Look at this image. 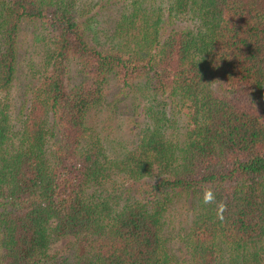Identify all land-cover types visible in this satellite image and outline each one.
Listing matches in <instances>:
<instances>
[{
    "label": "trees",
    "instance_id": "obj_1",
    "mask_svg": "<svg viewBox=\"0 0 264 264\" xmlns=\"http://www.w3.org/2000/svg\"><path fill=\"white\" fill-rule=\"evenodd\" d=\"M0 264H264V0H0Z\"/></svg>",
    "mask_w": 264,
    "mask_h": 264
},
{
    "label": "rangeland",
    "instance_id": "obj_2",
    "mask_svg": "<svg viewBox=\"0 0 264 264\" xmlns=\"http://www.w3.org/2000/svg\"><path fill=\"white\" fill-rule=\"evenodd\" d=\"M99 12L101 17L98 19L99 20L98 27L109 26V20L114 12L113 9L110 8L108 5H106V7L101 8ZM19 34L20 35L18 41L15 80L13 81V85L8 93L9 95L8 100L10 106H12L13 108L15 107L16 102H18L21 99L20 96L23 90V85L25 83V74L27 72V66L30 62L36 59V52L33 51L34 45H32L31 43V35L28 33L27 29L22 28ZM119 87L120 85L115 82H112V84L109 85L108 89L106 90V97L104 103L102 102V106L101 105L99 106V112H94V114L91 115V117L89 118L91 123H97V121L105 119L104 123L108 124L107 118H109L111 122L113 121L114 124L118 126V128L127 126L126 124L128 123L127 120L125 119V115H128L127 109H129L130 107L131 108L134 107V103H137L139 105H141V103H138L139 102L138 98L132 100L130 96H128V98H125L121 101L116 100L112 102L113 99L116 98V94L119 90ZM112 105H115L116 109L111 118V115H107L103 111L107 110ZM107 132L108 129H104V132L102 134H105ZM109 134H112V132H109ZM67 240H68L67 238H62L56 241L54 244L50 246L49 253L53 255L55 252L58 253L62 252V249L66 247Z\"/></svg>",
    "mask_w": 264,
    "mask_h": 264
},
{
    "label": "clouds",
    "instance_id": "obj_3",
    "mask_svg": "<svg viewBox=\"0 0 264 264\" xmlns=\"http://www.w3.org/2000/svg\"><path fill=\"white\" fill-rule=\"evenodd\" d=\"M203 203L206 205L215 203L217 205V214L220 218H222V213L225 211L226 205L222 201L216 200V194L212 188H203Z\"/></svg>",
    "mask_w": 264,
    "mask_h": 264
}]
</instances>
